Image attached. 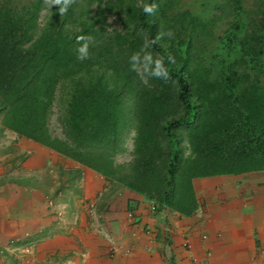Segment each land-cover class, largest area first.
I'll list each match as a JSON object with an SVG mask.
<instances>
[{
	"label": "trees",
	"instance_id": "obj_1",
	"mask_svg": "<svg viewBox=\"0 0 264 264\" xmlns=\"http://www.w3.org/2000/svg\"><path fill=\"white\" fill-rule=\"evenodd\" d=\"M159 33L146 51L169 78L145 84L129 58ZM81 35L92 37L84 60ZM5 131L158 212L193 215L194 180L264 172V0H75L63 16L44 0H0Z\"/></svg>",
	"mask_w": 264,
	"mask_h": 264
},
{
	"label": "crops",
	"instance_id": "obj_2",
	"mask_svg": "<svg viewBox=\"0 0 264 264\" xmlns=\"http://www.w3.org/2000/svg\"><path fill=\"white\" fill-rule=\"evenodd\" d=\"M45 151L0 135V242L17 247L0 252V264H25L16 255L27 246L28 264H264V172L196 179L193 215H151L142 196L67 160L55 168L65 171L59 187ZM13 169L20 174L4 182ZM57 190L53 209L47 198Z\"/></svg>",
	"mask_w": 264,
	"mask_h": 264
},
{
	"label": "clouds",
	"instance_id": "obj_3",
	"mask_svg": "<svg viewBox=\"0 0 264 264\" xmlns=\"http://www.w3.org/2000/svg\"><path fill=\"white\" fill-rule=\"evenodd\" d=\"M46 5V10L51 9L54 6L58 9L59 15L63 16L67 13L68 9L75 3V0H44ZM143 11L146 14H153L156 5L155 4H143ZM165 35L164 33H159L152 40H146L143 47L140 51L133 53L129 58V63L131 66V70L136 72L138 76H140L143 83H148V77L154 78H169V69L165 67V60L163 56L153 57V55L146 51V49L150 45H155L162 36ZM167 36L172 37L173 33L169 31L166 33ZM92 41L91 36L81 35L77 37L76 43L79 45L77 52H78V59L84 60L87 59L89 56L88 49L89 44ZM169 61H172V58H168ZM174 62V61H173Z\"/></svg>",
	"mask_w": 264,
	"mask_h": 264
},
{
	"label": "rangeland",
	"instance_id": "obj_4",
	"mask_svg": "<svg viewBox=\"0 0 264 264\" xmlns=\"http://www.w3.org/2000/svg\"><path fill=\"white\" fill-rule=\"evenodd\" d=\"M50 129H51V131L55 134V135H57V136H61V129H60V127H59V125H58V123L56 122V117L55 116H53L52 117V119H51V124H50ZM10 141H11V139H9ZM131 151V143H130V141H128L127 142V152L125 153V154H123V155H120L119 157H117V162H119V163H122V162H126V161H128L129 160V152ZM46 152V151H45ZM47 154H48V156H49V161L50 162H52L53 163V165H54V168H49L47 171H48V174L51 176V179H54V180H56V184L58 183V186L59 187H61L62 185H60V184H62V181L60 180V177H62V174L61 173H64L65 171H56L55 170V168L56 167H60V165H61V163H64L65 164V161H66V159H62L61 158V160L58 158V157H56V154L55 153H53V152H51V151H47L46 152ZM68 161V163H70L71 165L72 164H75V163H73V162H71V161H69V160H67ZM52 167V166H51ZM18 172V173H17ZM19 175L20 174V172H19V170H15V169H13L10 173H8L5 177H9V178H13V179H15V177H16V175ZM57 176H58V178L59 179H57ZM53 177V178H52ZM69 177V176H68ZM61 188H59V190H60ZM59 190H57V192H56V194L54 195V196H49L48 198H47V200L48 201H51V202H54L55 203V199L57 198V197H61V195H60V193H59ZM60 205V204H59ZM58 206V204H53L52 205V207H53V209L54 208H56ZM60 214V213H59ZM60 216H61V214H60ZM59 216V217H60ZM14 248H16L17 249V247H14ZM13 248V249H14ZM12 249V250H13ZM0 252H3V253H8V252H6V251H3V250H0ZM9 254V253H8ZM12 255H14V253H12L10 256H12ZM20 255L21 254H18V255H16L17 257H20ZM20 259H23V261H24V263L25 264H28V261H27V259L28 258H25V256L24 257H20ZM19 264H20V262H19ZM22 264V263H21Z\"/></svg>",
	"mask_w": 264,
	"mask_h": 264
},
{
	"label": "built area",
	"instance_id": "obj_5",
	"mask_svg": "<svg viewBox=\"0 0 264 264\" xmlns=\"http://www.w3.org/2000/svg\"><path fill=\"white\" fill-rule=\"evenodd\" d=\"M48 201V200H47ZM49 203V206L52 207V202L51 201H48ZM150 203V207H149V213L151 215H156L158 213L157 209H156V205H155V201H151L149 202ZM91 210L93 209V207L90 208ZM135 211L133 209H128L127 210V213H126V217H127V220L129 222H133L134 221V218H135V215H134ZM58 216H60V214H58ZM15 247V242L14 241H10L8 242V244L6 246H3L0 242V250H3V251H6L10 254L12 253H16V248ZM184 247L186 248H190V245L189 243H185L184 244ZM14 248V249H13ZM13 249V250H12ZM33 253V248L32 246H27V247H24L22 250L19 249V253L18 254H21L20 256L24 257L25 258H29Z\"/></svg>",
	"mask_w": 264,
	"mask_h": 264
}]
</instances>
